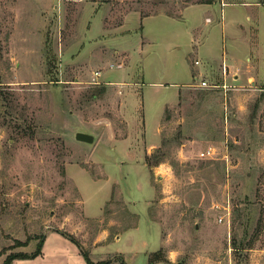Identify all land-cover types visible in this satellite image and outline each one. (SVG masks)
I'll list each match as a JSON object with an SVG mask.
<instances>
[{"label":"rangeland","instance_id":"obj_1","mask_svg":"<svg viewBox=\"0 0 264 264\" xmlns=\"http://www.w3.org/2000/svg\"><path fill=\"white\" fill-rule=\"evenodd\" d=\"M53 229L264 264V0H0V264Z\"/></svg>","mask_w":264,"mask_h":264},{"label":"crops","instance_id":"obj_2","mask_svg":"<svg viewBox=\"0 0 264 264\" xmlns=\"http://www.w3.org/2000/svg\"><path fill=\"white\" fill-rule=\"evenodd\" d=\"M224 65L226 68L225 61H224ZM112 252L118 253V250L117 251L113 250ZM90 259L92 261H96V260H103L104 257H99L96 259H92L90 257ZM22 260L23 259H14L12 261V264H23ZM25 260L29 262H33L30 264H86L75 244H73L67 238L63 237L62 235H60L59 233L53 230L45 234V238L41 248V253L35 258L25 259ZM147 262L148 264H150L149 261ZM161 262L164 264L173 263L170 257H167V262L156 261L153 262L152 264H159ZM109 264H118V263L112 262Z\"/></svg>","mask_w":264,"mask_h":264},{"label":"trees","instance_id":"obj_3","mask_svg":"<svg viewBox=\"0 0 264 264\" xmlns=\"http://www.w3.org/2000/svg\"><path fill=\"white\" fill-rule=\"evenodd\" d=\"M53 231L59 233L60 235H62L63 237L67 238L69 241H71L73 244H75V246L78 248L79 250V253L80 255L82 256L83 260L85 261L86 264H109V263H112V262H117L118 264H127L126 261L123 259L122 256L120 255H117L115 259H111V258H108V259H104V260H100V261H96V262H93L89 256H88V253L87 251H85L80 243L76 240V238L70 234V233H67L65 231H62L60 229H53ZM35 237V239H37V242H36V245H35V248L33 251L31 252H12V253H9L6 255V257L4 258L3 262L1 264H12V261L14 259H32V258H35L36 256H38L40 253H41V248H42V245H43V241H44V238H45V235L44 234H40V235H37V236H33ZM31 238H27L26 240L24 241H16L17 245H27L28 244V241L30 240ZM156 254L155 252H153L152 254H149L148 256V261L150 264H152L153 262H156V261H162L163 259H159L156 257ZM119 256V257H118Z\"/></svg>","mask_w":264,"mask_h":264},{"label":"water","instance_id":"obj_4","mask_svg":"<svg viewBox=\"0 0 264 264\" xmlns=\"http://www.w3.org/2000/svg\"><path fill=\"white\" fill-rule=\"evenodd\" d=\"M74 138L78 141L92 143L94 140V136L91 133L85 131H76L74 133Z\"/></svg>","mask_w":264,"mask_h":264},{"label":"built area","instance_id":"obj_5","mask_svg":"<svg viewBox=\"0 0 264 264\" xmlns=\"http://www.w3.org/2000/svg\"><path fill=\"white\" fill-rule=\"evenodd\" d=\"M197 63V61L195 62ZM197 79V78H196ZM197 86L201 87V88H207L209 87V82L207 80H205L204 78H200L198 81H197ZM210 152V149H207L206 151H202L200 154L201 156L205 155V154H209Z\"/></svg>","mask_w":264,"mask_h":264}]
</instances>
